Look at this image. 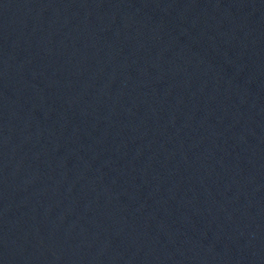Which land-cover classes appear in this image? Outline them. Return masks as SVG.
Instances as JSON below:
<instances>
[{"label":"water","instance_id":"1","mask_svg":"<svg viewBox=\"0 0 264 264\" xmlns=\"http://www.w3.org/2000/svg\"><path fill=\"white\" fill-rule=\"evenodd\" d=\"M0 264H264V0H0Z\"/></svg>","mask_w":264,"mask_h":264}]
</instances>
